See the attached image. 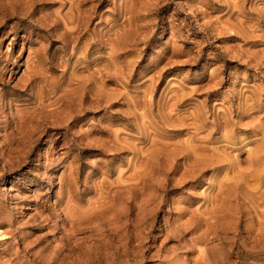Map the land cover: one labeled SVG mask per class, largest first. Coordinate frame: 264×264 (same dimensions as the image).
<instances>
[{"label": "rangeland", "instance_id": "obj_1", "mask_svg": "<svg viewBox=\"0 0 264 264\" xmlns=\"http://www.w3.org/2000/svg\"><path fill=\"white\" fill-rule=\"evenodd\" d=\"M2 1L0 264H264V0Z\"/></svg>", "mask_w": 264, "mask_h": 264}, {"label": "bare ground", "instance_id": "obj_2", "mask_svg": "<svg viewBox=\"0 0 264 264\" xmlns=\"http://www.w3.org/2000/svg\"><path fill=\"white\" fill-rule=\"evenodd\" d=\"M5 1V0H4ZM4 1H2V2H4ZM6 4V3H5ZM256 256V255H255Z\"/></svg>", "mask_w": 264, "mask_h": 264}]
</instances>
